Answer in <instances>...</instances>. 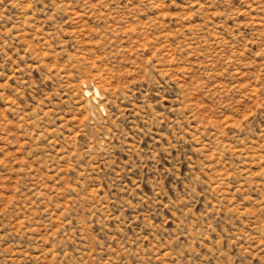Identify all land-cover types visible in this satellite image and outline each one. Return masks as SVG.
Masks as SVG:
<instances>
[{"label": "rangeland", "instance_id": "374dc122", "mask_svg": "<svg viewBox=\"0 0 264 264\" xmlns=\"http://www.w3.org/2000/svg\"><path fill=\"white\" fill-rule=\"evenodd\" d=\"M0 264H264V0H0Z\"/></svg>", "mask_w": 264, "mask_h": 264}, {"label": "bare ground", "instance_id": "6f19581e", "mask_svg": "<svg viewBox=\"0 0 264 264\" xmlns=\"http://www.w3.org/2000/svg\"><path fill=\"white\" fill-rule=\"evenodd\" d=\"M90 92H91L90 90H86V94H87V95H89ZM93 93H94L96 96H101V93H100V91H99L98 88H94ZM93 93H92V94H93ZM91 96H92V95H91Z\"/></svg>", "mask_w": 264, "mask_h": 264}]
</instances>
